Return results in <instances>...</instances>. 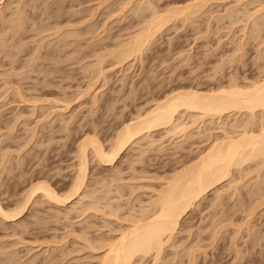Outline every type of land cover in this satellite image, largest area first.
<instances>
[{
    "label": "rangeland",
    "instance_id": "1",
    "mask_svg": "<svg viewBox=\"0 0 264 264\" xmlns=\"http://www.w3.org/2000/svg\"><path fill=\"white\" fill-rule=\"evenodd\" d=\"M0 1L3 3L0 2V34L4 39L0 38L6 44L0 50V206L6 212L20 207L30 187L39 180L47 182L57 195H68L77 168L78 143L86 134L96 137L103 148L109 150L125 122L153 107L171 89L197 84L203 87L202 90L215 88L218 82V86L225 85L229 79L231 82L233 76L236 77L235 82L240 80L238 85H246L250 77L249 82L260 77L261 68L259 72L257 65L263 63L264 66L263 60L258 63L257 58L258 51L264 47L263 43L259 47L261 37L264 42L261 34L263 32L264 35V28L262 32L258 31L260 36L255 34L258 37L253 39L254 34L248 31H252V25L244 18V14L255 11L258 5L262 6L263 0L213 1L194 14L191 20H182V17L172 19L155 34L138 60L126 62L122 68L107 54L110 50H117V45L119 47L120 43L138 32L154 9L161 12L166 8H179L191 0H148L155 7L150 9L152 12L137 5L136 0ZM145 1L139 0V3L144 6ZM230 7H233L234 15L226 12ZM18 13L23 22L21 30L10 28L12 20L16 23L14 19ZM262 18L258 21L264 23V14ZM67 25L69 28L65 27ZM64 32L67 35L73 33L74 37L71 34L72 39L66 38L62 34ZM249 35L252 40L246 38ZM240 43H243L240 48H244L236 52ZM99 57L102 67L109 70L106 81L91 76L95 71L93 64ZM80 59L83 61L79 63ZM11 63L14 68H11ZM234 68L235 71L237 69L236 74ZM84 69L91 71L86 73ZM88 86L93 87L89 92ZM93 97L97 99L93 101ZM187 120L190 121L186 119L187 123ZM232 122L229 118L223 120V125L216 122L205 124L206 127L199 126L201 131L195 127L189 131L191 138L186 140L181 134L172 136L164 130L155 131L147 136L149 138L145 136L131 145L110 166L98 165L89 151L85 187L72 197L73 200L70 198L69 203L64 206L50 204L44 198L38 199L41 194L36 193L28 211L20 219L5 222L0 217V264L92 263L95 255L85 240L97 246L102 240L118 236L123 227L129 226L131 216L138 215L140 207L147 206L156 191L163 188L166 179L196 159L206 147V137L215 135V132L220 135L223 127V130L227 128L230 131ZM197 131L201 132L200 136L196 135ZM249 177L237 183V187L232 185L237 188L236 192L227 184L220 185L191 208L181 222L180 234L174 237L172 246L165 247L158 264H170L171 261V264H191L192 261L193 264H264V205L261 202L264 200V187L261 185L263 192H258L263 197L257 194L258 197L252 199L248 195L256 188V181H251L256 180V175ZM257 181L262 183L264 174ZM227 189L231 190L230 193ZM217 193L221 195L219 200ZM253 202H256L255 208ZM224 203L236 212L228 213L227 209H230L225 208ZM259 204L262 206L257 209ZM251 207L253 214L249 211ZM244 208L249 214L244 212ZM112 209L117 213L114 214ZM221 216L225 219H218ZM210 239L217 240L213 243ZM195 240L199 244L196 245ZM178 243L182 244H179L180 248ZM188 249L197 252L189 253ZM189 254H195L194 258ZM175 255L180 256V260ZM166 256H169L168 260ZM151 259L146 258L144 263L140 261L138 264H155ZM165 259L169 262L166 263Z\"/></svg>",
    "mask_w": 264,
    "mask_h": 264
},
{
    "label": "bare ground",
    "instance_id": "2",
    "mask_svg": "<svg viewBox=\"0 0 264 264\" xmlns=\"http://www.w3.org/2000/svg\"><path fill=\"white\" fill-rule=\"evenodd\" d=\"M131 1L132 0H130V2ZM137 1H138V4L136 3ZM146 1H148V0H146ZM146 1H145L146 4L144 3L146 5V7H145V5L143 6L142 3H141L142 5H141L139 3V0H136L135 3L137 5H140L141 7H144V10H146V11L147 10L149 11L150 9L153 10V8H155V7H153L154 5L150 1H148V2H146ZM213 1L222 2V1H226V0H191L190 3H187L186 5L179 7V8L178 7L173 8V9L170 8L169 10L166 8L165 11L162 10L161 12L156 11L154 9L155 11L153 10L152 16H151V14H150V18L147 16V18L149 20H146V22L144 21L145 22L144 25L141 22L142 26H140V29L138 28L139 29L138 32L137 31L135 32L136 34L134 33L133 35H131V37L126 42H123V44L120 43L119 47L117 45L116 46L117 50L115 48L112 51L111 50L109 52L107 51L108 52L107 54L111 55V57L114 58V59L113 58H111V59L116 61V63L120 67L121 66L123 67V65L126 62L129 63V61L138 60V58L143 54L142 53L143 50L146 48L147 45L150 44L151 40L154 38L155 34H157V32L160 31V29H162V26L164 27V25L169 23V21H172V19H175V18L178 19V17H182V20L183 19L187 20L188 18L190 19V18H192V16H194V14L199 12L200 9L204 8V6H206L208 3L213 2ZM239 1L240 0H238L237 2H239ZM18 2L20 4V1H18ZM58 2H59V0H58ZM61 2H63V0ZM130 2H128V3H130ZM140 2H142V1H140ZM263 2H264V0H263ZM263 2H261V4ZM150 3H151V6H150ZM258 3L260 4V1H258ZM52 4H54V3H52ZM58 4H60V3H58ZM43 5L45 6V3ZM258 6H261V5H258ZM258 6H257L258 9L256 8L255 11H253V12L249 11L248 13L245 12L246 14H244V15H246V16H244V18L246 17V19L250 21V22L247 21V23L249 22V24L252 25V31L251 32L249 29V26H250L249 24H248L249 30L247 28L246 29L249 31V34H251V35L254 34V35H252V36H254V38L253 37L250 38L251 35H249V37L248 36L246 37L247 39L250 38L249 40H252V38L253 39L257 38L258 36L255 37V34L256 35L259 34L260 32H258V31L262 32L263 28H264V26H263L264 23L261 21H258V20L263 19L262 17L264 14L263 13L264 12V4H262L263 7L261 6L259 8ZM30 7L32 8V6H30ZM59 7H61V6L59 5ZM62 8H64V7H62ZM232 8L231 7L227 8L228 10H226V12L229 14H233L234 11L232 10ZM135 9L137 10V8H135ZM135 9H133V10H135ZM141 9L143 10V8H141ZM262 10H263V12H262ZM57 11H55V12H57ZM60 11H61V9H60ZM62 11H63V9H62ZM51 12H52V10H51ZM140 12H142V11H140ZM260 12H262V17H261ZM134 13H135V11H134ZM141 14L142 13H140L139 15H141ZM233 15L232 16L230 15V17L236 18V16H233ZM20 17H21V14H19V16L17 15V19L15 17L14 20L15 21L17 20L15 24H14V21L12 20V25H10L12 27H10V28H17L16 30L22 29L23 22L21 19L22 17L21 18ZM6 19H8V18H6ZM68 19H70V18L68 17ZM68 19H66V20H68ZM46 20H44V21H46ZM50 20H51V18H50ZM57 21H59V20H57ZM235 21L236 20L234 19L233 22H235ZM233 22H231V23H233ZM259 22H261V23H259ZM44 24H46V23H44ZM68 26L69 25H67L65 27L67 28ZM244 27H245V25H244ZM66 28H64V29H66ZM39 29H40V27H39ZM43 29H46V28H43ZM244 29L242 30L243 32L246 30V29L245 30ZM5 31L7 32V30H5ZM254 32H256V33H254ZM1 33H3V32H1ZM74 33H76V32H74ZM62 34H65L66 38H68L67 36L71 37V34H72V37H74L73 33H71V34L68 33V35H67V33L64 32ZM77 34L78 33H76V35ZM261 34H262V36H264L263 32ZM246 35H248V34H246ZM79 36H81V32H80ZM259 36H260V34H259ZM0 37H3V39H4V36L1 35ZM72 37L69 39H72ZM3 39L0 38V50H1V48L4 47V45L6 46L5 40H3ZM262 39H263V37H261V44H259L260 42L255 40L259 44V47H261L260 45H262V43L264 44ZM258 40H260V39L258 38ZM69 42H71V41H69ZM64 43H65V41H64ZM77 43H79V42H77ZM243 43H245V42H243ZM242 44L240 43L238 45L239 47H237L236 52L238 50L240 51L241 48H244V46L240 48V46H242ZM13 47L16 48L18 46H13ZM59 50H60V48H59ZM257 50H258V48H257ZM3 51H5V50H3ZM259 52H260V54H259ZM34 53H36V52H34ZM52 53H54V52H52ZM59 53H61V52H59ZM62 54H64V53H62ZM83 54H85V52ZM258 54H259L258 55L259 57L257 56L258 61H259L258 63H260V59H261V61L263 60L262 62H264V47L261 48L260 51H258ZM109 55H108V57H110ZM53 56H51V57L53 58ZM66 56L67 55H65V57ZM37 57H39V56H37ZM57 57H58V55H57ZM100 57L98 59H96L97 60L96 64L95 65L93 64V69L95 71L92 69V71H94V72L92 73V75L91 74L90 75L92 76V78H96L97 80L102 78V79H104L103 81H106V79H107L106 74L109 72V70H105L102 67V59H101L102 57L101 58ZM53 59L55 60V58H53ZM58 59H60V58H58ZM35 60H36V58H35ZM35 60H33V61L35 62ZM84 60H85V58H84ZM255 60H256V58H255ZM78 61L80 63V61H83V59H80ZM12 63H11V68H14V67H12ZM32 64H34V63H32ZM255 64H257V62ZM259 65L260 64L257 65L258 71H259V67L262 69V70L260 69V71H261L260 77L259 78L256 77V79H254L252 76L253 80H251L250 82H249V80L251 77L249 78V80L244 77L245 79L248 80L246 85H245V83H244V85L243 84L238 85L240 80L236 79V81H238V83L235 82V79H234L235 76H233L232 77L233 79L232 78L231 79L234 82H232V80H231V82H229L230 81V79H229V81L227 80V83L225 85L220 83L221 85H219V86H218V83H219L218 82L215 88L212 87L213 89L208 88V89L202 90L203 87H198V84L196 85L197 87L196 86H194V87H178V88L172 87L173 89H171L167 94H165V96L161 100H159L156 104H154L153 107L149 108L148 110H146L142 114H140L138 112L139 113V115L137 114L138 116L136 115L135 118H132L128 122H125V124H123V126L118 130L117 134L115 135L114 140L112 141V144L110 145L109 150H105L103 148V145L101 144V142H99V140L96 137H94L93 135H87L86 134L85 136H83V138L78 143V147H77L78 148L77 149V168H76V171L74 174V178L72 180L71 189L69 191V194L61 197L60 195H57L52 190V188L49 186V184L47 182H44V180L43 181L39 180L38 182H36L35 184H33L30 187L28 193L26 191V193L28 195L24 199V202L22 203V205L20 207H18L16 209L14 208V210L12 209V211L6 212L0 206V217H1V219L5 220V222L6 221L9 222V220L15 221L17 219H20V217H22L21 215H23V213L26 212V210H27V208L31 202V199L33 198V196L36 193L41 194L40 198H38V199L44 198L47 200L46 202H50V204L54 203L55 205L64 206V204L66 202L69 203L70 198H72L73 196H77L78 193L81 191V189H83L85 187L86 174H87V172H86L87 171V161H88L87 157H88L89 151H91V154L94 157V158L93 157L92 158L98 163V165L110 166V165H113V163H115V161L120 157V155L123 152H125L129 147H131V145L133 146V144H135L140 139H143V137L145 138V136H146V138H149L147 136H150L155 131L164 130V131H166L167 134H170L172 136H175L177 134H181L186 140V138H188V139L191 138L190 136L192 133L190 134L189 131H191L195 127L198 130L199 126L203 127V126H205V124L206 125L207 124L212 125L215 122L220 125V124H222L224 119L231 118L233 121L229 125L230 126L229 128L231 130L228 131L229 129L227 130V128H225L227 131L223 130L224 129V127H223V128H221V132L217 131V132H220L219 133L220 135H217L215 132V135L209 134V136H210V137L208 136L209 139L205 136L206 139L208 140V142H207V144H205L206 145L205 148H203L202 150L200 149L201 151L198 154V156L195 157L196 159L193 162H191L189 165L183 167L181 170H179L178 172L171 175V177H169V179H166L163 188L159 192L156 191L155 195L152 197L151 201L147 204V206H144V207L142 206V208L140 207L141 210H140L138 215H134V216L129 215L132 217L131 218L132 220H130V222H128L129 226L123 227L122 231H120L121 233L119 232L120 234L118 236H116L115 238H113L111 240H107V239H106L107 241L102 240V243L100 241V244H98L97 246L93 245V242L91 243L90 241L85 240V242L87 243V246H89L90 251L95 255L94 258H92V259H94V261L92 263H87V264H138L140 261H143V263H144V260L146 258H151V257H152L151 260H153L152 263L158 264V262L162 260L161 256L165 250V247L166 246L167 247L172 246L171 242L173 241L174 237H176V235L178 233L180 234L179 230H180L181 222H182V220H184L183 218L186 216L188 211L191 208H193L196 204H198V202L203 200V198L210 191H213L215 189L217 190L218 186L224 185V184H227L230 189H231L233 184H235V186H233V187H237L236 186L237 183L239 184V182H242L244 179L248 178L249 176L252 177V175L253 176L256 175V180H255V178H254V180L250 179L251 181H256L255 182L256 188L255 187H254V189L251 188L252 190L250 189L251 190V191H249L250 195H248V196L253 197L252 199H254L257 196L258 192H260V191L263 192L264 188L261 189V185L264 187V185L262 184L264 181H262V183H260V181H257L258 179H260L262 177V174H264V66H263V63H261L260 66ZM35 69L33 68V70H35ZM41 69H40V71L37 69V71L41 72ZM86 69H84L83 71L85 72ZM89 70L91 71V69H88V71H86V73L90 72ZM234 71H235V68H234ZM236 71H237V69H236ZM236 71H235V73L234 72H232V73L236 74ZM3 75L6 76L5 73ZM213 76H211V77H213ZM229 78H230V76H229ZM42 81H44V80H42ZM95 82H97V81H95ZM200 84H199V86L204 85V84L203 85H200ZM91 86H93V85H91ZM91 86H88L87 92H89L90 89H93V87L95 85L93 87H91ZM91 92H93V91H91ZM18 97H19V93H18ZM96 99H97L96 97H93L92 100L95 101ZM22 100H23V98H22ZM23 101H25V100H23ZM186 119H190V121L187 120L188 121V123H187ZM199 130H200V128H199ZM218 130H220V128ZM203 131L205 132L204 129H203ZM211 131H212V129H211ZM200 133L201 132L197 131L196 135L200 136L201 135ZM195 137L197 138V136H195ZM201 140H203V139H201ZM201 143H202V141H201ZM251 177H249V178H251ZM247 181H249V179ZM239 186H241V185H239ZM239 186H238V189L240 188ZM252 186H253V183H252ZM226 188L227 187H225V189ZM236 189L233 188L232 190L235 191ZM221 191H223L222 188H221ZM227 191H229V190L227 189ZM230 191H229V193H230ZM235 192H233V193L236 194ZM222 193L223 192H221V194ZM238 193H237V195H238ZM258 195L260 196V194H258ZM220 196L221 195L217 193V197H216L217 200L221 199ZM226 196H228V195H226ZM248 196H247V199H248ZM261 196L263 197L262 193H261ZM233 197H237V196H233ZM73 198L71 200H73ZM244 198H245V196H244ZM231 199H233V198H231ZM226 200H229V199H226ZM244 200H246V199H244ZM215 201H216V199H215ZM222 201H224V200H222ZM242 201H243V199H242ZM263 201L264 200L261 201L262 205H264ZM37 202H39V201H37ZM249 202H251L250 198H249ZM261 202H260V204H261ZM44 203H45V201H44ZM44 203L43 204L40 203V205H44ZM216 203H217V201H216ZM255 203H254V206L252 205L254 208H255ZM257 203H258V201H257ZM224 204H225V208L230 209V207H226V203H224ZM224 204H222V205H224ZM243 204L245 205V203H243ZM260 204L258 206L256 205L257 209H258V207L262 206ZM90 205L91 204H88V207ZM236 205H239V204H236ZM236 205H235V207H236ZM215 206H216V204H215ZM232 206H234V205H232ZM91 207H92V205L90 206V208ZM94 207H96V206L94 205ZM253 207H251V210H249V211H251L252 214L254 212ZM114 209H115V207H114ZM114 209H112L113 213L116 214L117 211H115L116 212L115 213ZM239 209H242V208H239ZM244 210H245V208H244ZM227 211H228V213L229 212L234 213V212H236V209H235V211H233L232 207H231V209L230 210L227 209ZM110 212L109 213L112 216V211H110ZM220 212H218V213H220ZM244 212H246V210ZM224 213H225V211H224ZM224 213H222V215ZM225 214H224V216H225ZM247 214H249V212ZM230 215H232V214H230ZM115 216H113V217H115ZM224 216H221L218 219H221V218L225 219ZM226 216H227V214H226ZM251 216L248 215V217H251ZM115 218H118V217H115ZM128 218H130V217H128ZM217 220H215V221L219 222ZM229 220H230V218H229ZM213 222H214V220H213ZM217 225L216 226L214 225V227H217ZM242 226H243V224H242ZM214 230H215V228H214ZM201 231H199V232H201ZM196 233H198V232H196ZM189 235H188L187 239H189ZM195 235L198 236V234H195ZM209 235H211V233ZM200 236H202V234ZM199 238L200 237L198 236V239ZM190 240H192V239H190ZM214 240H217V239H214ZM214 240H211V241H213V243H214L215 242ZM194 242L196 245L199 244V242L196 243V240ZM201 242H203V241H201ZM180 243H178V245ZM178 245H177L178 248H180L182 246V244H180L181 246L180 245L178 246ZM183 245L185 246L184 243H183ZM192 246H194V245H192ZM177 247H176V249H177L176 251H178ZM190 247H191V245L189 246V248ZM168 249L174 250V248H168ZM190 252L195 253V252H197V250H195V251L189 250V253ZM11 253H13V252H11ZM183 254H184V252H183ZM13 255H14V253H13ZM186 255H188V253H186ZM186 255L184 256L185 258H186ZM191 255L192 254H189V256H191ZM193 255H195V254H193ZM193 255H192V257H193ZM169 256H170V254H169ZM169 256H166V258ZM178 257H180V256H178ZM239 258H240V255H239ZM6 260H7V258H6ZM167 260H168V258H167ZM167 260H166V263L169 262ZM175 260H177V259H175ZM178 260H180V259L178 258ZM182 261H183V259H182ZM0 262H1V260H0ZM171 262H170V264H171ZM193 263H194V261L191 262V264H193Z\"/></svg>",
    "mask_w": 264,
    "mask_h": 264
}]
</instances>
